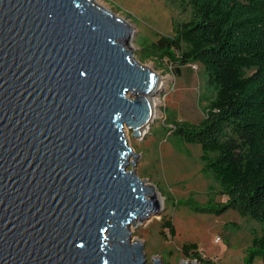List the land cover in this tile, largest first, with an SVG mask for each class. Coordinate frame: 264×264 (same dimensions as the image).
Masks as SVG:
<instances>
[{
    "label": "water",
    "instance_id": "water-1",
    "mask_svg": "<svg viewBox=\"0 0 264 264\" xmlns=\"http://www.w3.org/2000/svg\"><path fill=\"white\" fill-rule=\"evenodd\" d=\"M134 34L97 0H0V264H146L132 227L164 197L126 128H151L163 81Z\"/></svg>",
    "mask_w": 264,
    "mask_h": 264
},
{
    "label": "trees",
    "instance_id": "trees-1",
    "mask_svg": "<svg viewBox=\"0 0 264 264\" xmlns=\"http://www.w3.org/2000/svg\"><path fill=\"white\" fill-rule=\"evenodd\" d=\"M191 19L175 25L173 35L142 41L141 58L181 65L199 62L213 89L199 122L171 119L166 128L178 143L200 144L204 172L220 189L205 203H185L196 212L222 214L233 208L264 225V0H190ZM218 194L227 196L217 201ZM163 229L176 235L171 218ZM164 232V231H162ZM183 251L201 264L197 243ZM193 253V254H192ZM264 259V227L245 249L242 264Z\"/></svg>",
    "mask_w": 264,
    "mask_h": 264
},
{
    "label": "rangeland",
    "instance_id": "rangeland-1",
    "mask_svg": "<svg viewBox=\"0 0 264 264\" xmlns=\"http://www.w3.org/2000/svg\"><path fill=\"white\" fill-rule=\"evenodd\" d=\"M116 15L133 24L135 34L130 42L138 62L149 65L162 76V89L156 95L158 106L151 128L142 138L129 132V142L138 153L137 174L156 185L164 197L160 214L133 226L134 238L145 243L146 264H154L159 256L163 264H179L181 259L198 260L187 255L185 243H197L200 253L213 264H242L245 249L256 235L262 234L263 223L229 209L222 214L196 212L185 203L191 196L200 203L209 200L220 189L211 172H204L200 144L178 143L169 137L166 128L173 119L199 122L206 115V106L213 94L205 68L199 62L184 65L167 59L157 62L141 58L142 41H154L159 35H173L175 25L191 19L190 0H97ZM197 65V66H195ZM217 201L227 196L218 194ZM171 218L176 235L163 229V219ZM164 231V232H162ZM193 254V253H192ZM254 264H264L258 257Z\"/></svg>",
    "mask_w": 264,
    "mask_h": 264
},
{
    "label": "bare ground",
    "instance_id": "bare-ground-1",
    "mask_svg": "<svg viewBox=\"0 0 264 264\" xmlns=\"http://www.w3.org/2000/svg\"><path fill=\"white\" fill-rule=\"evenodd\" d=\"M163 85V84H162ZM155 102H156V108H157V106H158V104H159V102H158V99L155 97ZM128 129V128H127ZM126 129V136L127 137H129V132H128V130ZM149 131V129L144 133V135L142 136V137H144L145 135H146V133ZM141 137V138H142ZM129 139V138H128ZM140 139V138H139ZM130 143V142H129ZM133 231V230H132Z\"/></svg>",
    "mask_w": 264,
    "mask_h": 264
},
{
    "label": "built area",
    "instance_id": "built-area-1",
    "mask_svg": "<svg viewBox=\"0 0 264 264\" xmlns=\"http://www.w3.org/2000/svg\"><path fill=\"white\" fill-rule=\"evenodd\" d=\"M195 66H197V65H195Z\"/></svg>",
    "mask_w": 264,
    "mask_h": 264
}]
</instances>
